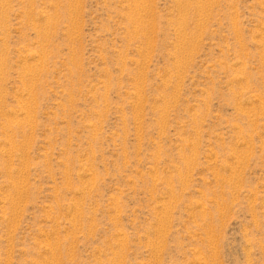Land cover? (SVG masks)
I'll use <instances>...</instances> for the list:
<instances>
[{
	"label": "rangeland",
	"instance_id": "1",
	"mask_svg": "<svg viewBox=\"0 0 264 264\" xmlns=\"http://www.w3.org/2000/svg\"><path fill=\"white\" fill-rule=\"evenodd\" d=\"M0 264H264V0H0Z\"/></svg>",
	"mask_w": 264,
	"mask_h": 264
},
{
	"label": "bare ground",
	"instance_id": "2",
	"mask_svg": "<svg viewBox=\"0 0 264 264\" xmlns=\"http://www.w3.org/2000/svg\"><path fill=\"white\" fill-rule=\"evenodd\" d=\"M178 1V0H177ZM33 54V53H32Z\"/></svg>",
	"mask_w": 264,
	"mask_h": 264
}]
</instances>
